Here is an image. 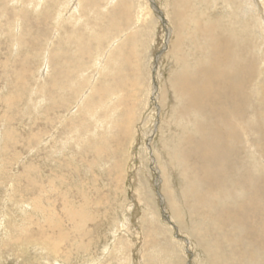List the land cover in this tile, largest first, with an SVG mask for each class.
I'll return each mask as SVG.
<instances>
[{
    "label": "rangeland",
    "instance_id": "1",
    "mask_svg": "<svg viewBox=\"0 0 264 264\" xmlns=\"http://www.w3.org/2000/svg\"><path fill=\"white\" fill-rule=\"evenodd\" d=\"M263 20L264 0H0V264H231L237 227L190 197L205 162L174 157L172 79L180 55L206 63L198 26L239 25L254 58Z\"/></svg>",
    "mask_w": 264,
    "mask_h": 264
},
{
    "label": "bare ground",
    "instance_id": "2",
    "mask_svg": "<svg viewBox=\"0 0 264 264\" xmlns=\"http://www.w3.org/2000/svg\"><path fill=\"white\" fill-rule=\"evenodd\" d=\"M178 25L181 26L179 21ZM216 26L211 23L207 29L198 26V30H194L196 35H202L198 37L204 41L201 48L210 47L205 65L200 64L204 62L202 58L190 63L188 53L178 57V61L183 60L185 64L183 73L172 79V86L182 105L176 109L177 114H181L179 121L189 123L186 128L190 130L184 132V141L192 153L187 154L186 146L177 142L174 157L188 174L193 170L187 166L186 158L191 164L193 161L200 165L205 162L201 167L203 177L191 176L190 197L194 206H200L202 201V207L220 203V210L214 209L217 214L213 216L217 230H225L228 225L237 227L236 232L228 235L226 244L229 246L226 252L232 257L231 264H264V177L255 168V161L249 164L243 157L248 150L258 157V164L263 168L264 89L256 95L250 89H254L257 76L264 78L263 69L258 70V64L261 61L264 64V53L251 56L252 49H246L245 42L237 36L241 29L239 25L232 27L236 32L228 30L220 34H217L220 29ZM191 37L195 48L197 40L193 34ZM253 100L257 105L262 103V107L258 108ZM189 103L196 104L197 112H190L198 114L199 119H189ZM203 117H209L210 121L206 123ZM252 133L259 134L257 140L255 136L251 137ZM204 183L210 185L203 187ZM77 215L83 219L80 212ZM66 217L72 218V215ZM241 255L243 257L239 259Z\"/></svg>",
    "mask_w": 264,
    "mask_h": 264
}]
</instances>
